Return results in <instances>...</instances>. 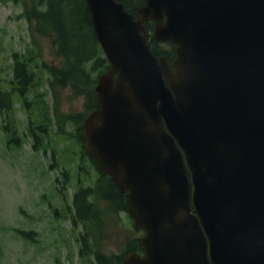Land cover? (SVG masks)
<instances>
[{
  "label": "water",
  "instance_id": "95a60500",
  "mask_svg": "<svg viewBox=\"0 0 264 264\" xmlns=\"http://www.w3.org/2000/svg\"><path fill=\"white\" fill-rule=\"evenodd\" d=\"M88 3L111 66L85 136L147 230V257L124 264H264V0H146L137 19ZM150 18L178 43L175 71L149 49Z\"/></svg>",
  "mask_w": 264,
  "mask_h": 264
},
{
  "label": "rangeland",
  "instance_id": "374dc122",
  "mask_svg": "<svg viewBox=\"0 0 264 264\" xmlns=\"http://www.w3.org/2000/svg\"><path fill=\"white\" fill-rule=\"evenodd\" d=\"M36 1L0 0V88L4 91L10 92V89L16 91L19 85L23 86L13 78V53L14 51L22 53L31 46L32 32L27 19L24 16L20 17V13ZM35 36L40 46L39 62H42L44 66L47 63L58 62L59 59L55 57L50 45L48 32H36ZM47 72L49 73L48 70ZM46 75L44 72L42 80ZM93 75L95 74L93 73ZM42 80H36L35 85L28 88L30 92L27 102L41 100L53 103V94L47 88L46 80ZM25 86H27L26 83ZM56 89L57 92H60L56 96L60 114L83 109L84 96H72L67 86H63L61 89L57 86ZM12 101L15 107L14 122L17 129L19 132L26 133L28 123L26 110L21 99L14 92ZM32 104L33 107H36V104ZM37 109L40 112V108ZM40 114L42 120L34 122L36 126L41 122H47V116H44L42 112ZM39 119L40 116L37 117V121ZM1 123L0 117V264H56L55 254L59 251L61 254L65 253L66 250L71 255L70 259L63 263L81 264L80 260H76L78 259L76 258L77 249L74 243L54 245L53 234L55 231H53L52 223L60 219L64 221L63 224L67 223L69 227L71 224L67 218H62L59 214L55 215L53 207H61L59 212L61 211L60 213L64 215L67 204L71 201V193L78 186L77 178L80 177L84 185H94L98 173L93 171L90 164L86 163L84 172L77 176L76 162L79 161L77 159L80 158V155L76 153L75 156L70 157L67 161L71 163L63 162L61 156L66 148L69 147L68 152L72 150V144L66 137L69 136V132L65 136L50 131L51 137L47 138V147L55 149L56 156L60 160L59 163H64L71 171L67 199L60 197L58 193L51 192L50 194V190L45 187L55 174L49 172L47 168L50 158L43 152L35 151L32 148L33 139L27 133L25 136L26 147L18 146L15 142H12L11 145L7 144V137ZM72 127L71 123H67V131H71ZM61 136H65L67 140L62 139ZM62 168L65 169V167ZM39 172H42L45 178H40ZM92 200L93 209H98L103 215V226L97 218L90 222L92 241L97 246L95 248L106 256L122 252L125 240L138 234L130 218L126 213L112 211L110 204L97 195H94ZM75 229L76 232H79L78 230L84 228L80 225Z\"/></svg>",
  "mask_w": 264,
  "mask_h": 264
},
{
  "label": "trees",
  "instance_id": "16d2710c",
  "mask_svg": "<svg viewBox=\"0 0 264 264\" xmlns=\"http://www.w3.org/2000/svg\"><path fill=\"white\" fill-rule=\"evenodd\" d=\"M123 2L129 10L135 12L136 7L142 4L144 0H123ZM33 14H29L28 18H36L39 24H45L49 27L48 32L56 33L52 39L55 46L54 50L57 55L65 58L62 66L49 67V77L52 86L55 88L58 84L63 86L69 84L73 87L78 84L80 85L78 92H85L88 95V107H95L97 104V96L94 89V82L96 80H91L90 73L93 74L92 71L97 72V70L102 71L106 69L108 62L100 51L87 1L50 0L45 2V8L43 10L38 12L36 9ZM30 62L31 60L21 62L17 59L16 67L18 68V73H16L18 77L20 76L19 72L23 76H25L26 72L32 80L34 77L36 79L37 75L43 76L45 69L40 68L38 71L32 70L29 68L32 65ZM102 178H104L103 175ZM98 186L102 189L101 192L106 199L114 203L117 202V209L115 210L120 211L126 209L127 199L122 198V194L116 189L115 183L110 179L108 181L101 179ZM87 194L85 193L84 195L87 196ZM82 199L83 197L79 198V200ZM81 206H84L85 213L97 214V211L95 212L93 209V204H89L88 201L85 200L83 203L79 202L78 207ZM101 217L103 218V215ZM132 242H135V244H129L131 249L139 248V240ZM115 260L118 264H121V256L113 255L112 257L104 258L97 250V261L100 264H112Z\"/></svg>",
  "mask_w": 264,
  "mask_h": 264
}]
</instances>
